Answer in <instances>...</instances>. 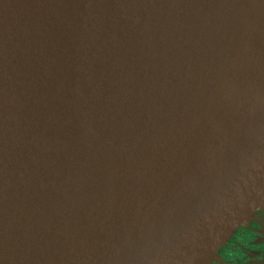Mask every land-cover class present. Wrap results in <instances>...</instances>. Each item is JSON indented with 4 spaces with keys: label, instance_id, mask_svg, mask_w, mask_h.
<instances>
[{
    "label": "water",
    "instance_id": "obj_1",
    "mask_svg": "<svg viewBox=\"0 0 264 264\" xmlns=\"http://www.w3.org/2000/svg\"><path fill=\"white\" fill-rule=\"evenodd\" d=\"M264 204V0H0V264H211Z\"/></svg>",
    "mask_w": 264,
    "mask_h": 264
},
{
    "label": "flooded vegetation",
    "instance_id": "obj_2",
    "mask_svg": "<svg viewBox=\"0 0 264 264\" xmlns=\"http://www.w3.org/2000/svg\"><path fill=\"white\" fill-rule=\"evenodd\" d=\"M264 204L215 253L211 264H264Z\"/></svg>",
    "mask_w": 264,
    "mask_h": 264
},
{
    "label": "rangeland",
    "instance_id": "obj_3",
    "mask_svg": "<svg viewBox=\"0 0 264 264\" xmlns=\"http://www.w3.org/2000/svg\"><path fill=\"white\" fill-rule=\"evenodd\" d=\"M262 205H263V204H262ZM263 210H264V208H263ZM250 218H251V217H250ZM250 218H249V219H250ZM249 219H248V220H249ZM248 220H247V221H245V222H243V223H242V224H240V225H242V226L246 225V224L248 223ZM240 225H239V226H240Z\"/></svg>",
    "mask_w": 264,
    "mask_h": 264
}]
</instances>
